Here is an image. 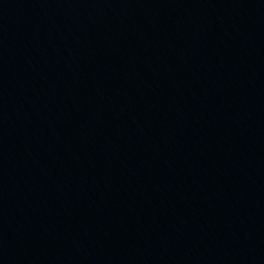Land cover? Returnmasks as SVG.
Listing matches in <instances>:
<instances>
[{
	"label": "water",
	"instance_id": "95a60500",
	"mask_svg": "<svg viewBox=\"0 0 264 264\" xmlns=\"http://www.w3.org/2000/svg\"><path fill=\"white\" fill-rule=\"evenodd\" d=\"M0 264H264V0L0 4Z\"/></svg>",
	"mask_w": 264,
	"mask_h": 264
}]
</instances>
